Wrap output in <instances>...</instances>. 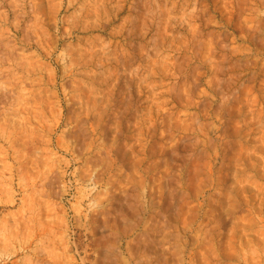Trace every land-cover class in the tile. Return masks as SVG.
Returning <instances> with one entry per match:
<instances>
[{
	"label": "rangeland",
	"instance_id": "rangeland-1",
	"mask_svg": "<svg viewBox=\"0 0 264 264\" xmlns=\"http://www.w3.org/2000/svg\"><path fill=\"white\" fill-rule=\"evenodd\" d=\"M0 264H264V0H0Z\"/></svg>",
	"mask_w": 264,
	"mask_h": 264
}]
</instances>
